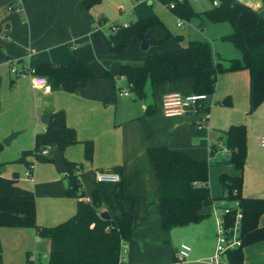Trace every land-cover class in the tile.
<instances>
[{"label": "crops", "instance_id": "crops-1", "mask_svg": "<svg viewBox=\"0 0 264 264\" xmlns=\"http://www.w3.org/2000/svg\"><path fill=\"white\" fill-rule=\"evenodd\" d=\"M6 1L0 0V5ZM15 3L20 7L17 13L6 15L5 8H0V19L4 20L0 29V176L16 175L17 186L34 195L36 223L54 227L76 212L78 199L66 195L64 174L67 162L79 164L77 178L81 190L86 199L97 193L101 201L99 214L132 215L131 239L128 244H121L117 264H211L208 258L215 249V214L213 219L205 216L197 223L163 230L157 181L147 151L165 147L196 161L216 164L229 156L221 133L231 125L243 124L246 128L244 166L237 170L229 165L228 173L241 175L243 197L264 198V147L260 145L264 137V101L249 112L248 71L219 74L212 94L198 105L185 108L182 115L165 117L161 112L162 98L175 93L191 95L192 79L153 86L146 81L142 100L133 93L118 96L115 86H127L124 78L117 77L121 65L141 66L150 54L176 50L196 40L190 34V38L185 36V27L183 23L177 25L178 19L174 22L159 5L153 4L149 9L143 0H103L89 10L82 7L81 0H15ZM101 16L105 24L91 29ZM151 16H156L172 36L179 35L181 40L176 42L166 38L162 29L151 28L146 32L148 40H161L160 44L141 49L142 42L135 37L130 53L108 52L109 24H127L129 19L131 22ZM126 18L127 21L122 20ZM214 29L215 39L219 40L212 42L214 60L228 66L227 60L240 59V52L237 55L219 44L230 43L221 38L232 33L231 26L218 22ZM76 60L83 62L96 78L72 93L62 91L49 77L51 89L43 92L31 86L28 76L10 73L14 64L18 70H27L41 63L67 65ZM105 73L112 77H104ZM224 100L230 105L221 104ZM150 110L153 112L146 115ZM52 111H63L66 126L76 133V143L62 149L42 147L45 153L39 155L45 160L28 156L25 162H18L23 152L33 150L35 134L44 129L40 117ZM13 132L18 135L10 141V150L5 151L2 140ZM86 141L91 143L89 161L83 156ZM211 147L214 150L210 155ZM26 161L33 163L31 179L24 176ZM97 171L118 174L120 180L97 182ZM208 171L213 198L218 193L216 177ZM220 188L222 193L221 184ZM215 204L216 200H212L202 202L201 206L211 209ZM6 229L0 228L1 264H6L3 248L11 257L10 264H29L26 253L31 261L48 255L49 241L40 238L34 229ZM181 244L188 245L190 253L185 260L177 262L175 253ZM242 264H264V240L243 248Z\"/></svg>", "mask_w": 264, "mask_h": 264}, {"label": "trees", "instance_id": "trees-1", "mask_svg": "<svg viewBox=\"0 0 264 264\" xmlns=\"http://www.w3.org/2000/svg\"><path fill=\"white\" fill-rule=\"evenodd\" d=\"M101 1L103 0H81V5L89 10ZM158 1L180 21L197 18L200 28L205 21L228 23L232 33L221 39L237 48L241 57L227 60L226 66L214 60L209 42L190 40L186 46L179 49L148 55L141 66L121 65L117 77L125 79L128 92L142 100L145 97L146 81L153 86L189 78L193 81L192 94L207 96L214 92L219 74L247 70L250 77L249 112L254 111L264 101V16L233 0H218L217 6L211 5L210 9L202 12H193L188 0ZM10 3H15V0H7L0 8L6 9ZM105 22L101 16L92 23L91 29L101 27ZM108 27L112 32L108 36L106 47L109 53L115 55L121 54L130 38L134 36L147 45L160 44L161 40H148L146 32L151 28L162 29L166 38H172L176 42L181 40L179 35L172 36L156 16L127 24H109ZM33 70L36 74L51 78L53 83L66 93L83 88L89 80L96 78L79 60L67 65L41 63ZM104 77L112 75L105 73ZM119 89V86H115L116 94ZM227 100L221 104L230 105ZM152 112L153 110L147 111L146 115ZM220 138L229 152L226 162L241 170L246 158L245 126L231 125L221 133ZM76 141L75 131L65 124L63 111H52L47 117L43 131L34 136L33 150L23 152L17 161L25 162L28 156L35 160H45L37 153L40 148L58 146L62 149ZM213 150L214 147H211L210 155ZM83 151L84 159L91 160L90 142H83ZM147 152L158 186L161 228L170 230L203 219L206 215H197L202 209V202L215 200L210 196L208 189V162L196 161L165 147L149 148ZM29 162L26 161V165ZM79 171V164L66 163L65 193L68 197L78 199V204L74 216L54 227H42L36 223L34 195L31 191L17 186L16 175L12 178L0 176V228L34 229L40 238L49 241L47 262L31 261L26 253L27 261L31 264H117L120 260L121 244L130 242L133 230L132 215L122 212L110 214L108 219H102L97 211L101 204L100 198L97 193H94L91 199L84 197L77 178ZM219 183L222 187V201L237 202L242 214L241 246L227 252L226 264H242L243 248L264 240V198L243 197L241 175L231 176L223 173L219 176Z\"/></svg>", "mask_w": 264, "mask_h": 264}, {"label": "built area", "instance_id": "built-area-1", "mask_svg": "<svg viewBox=\"0 0 264 264\" xmlns=\"http://www.w3.org/2000/svg\"><path fill=\"white\" fill-rule=\"evenodd\" d=\"M137 1V0H136ZM196 1V0H188ZM236 3L242 4L247 8L255 11L264 16V4L262 0H233ZM212 6L218 5V0H212ZM6 15L10 13H16L20 11V7L16 3H10L6 6ZM182 22L178 20L177 25H181ZM4 25V20L0 19V29ZM10 73L13 76H28L31 86L35 89H40L43 92H49L51 84L49 78L44 75L36 74L32 69L18 70L14 64L10 68ZM127 86L125 88L120 87L117 91L118 96H126L128 94ZM206 98L205 95L191 94L188 96H182L177 93L165 95L161 100V112L165 117L179 116L185 111V108L196 105L198 102L203 101ZM260 145L264 147V137L260 139ZM38 154L43 155L45 151L39 149ZM34 159V158H33ZM32 161L29 162L24 171L26 179L32 177ZM97 182L117 183L120 180L118 174H113L108 171H97L95 175ZM224 202V201H223ZM233 206H226L223 208H213V213L216 216V231H215V249L214 254L208 258V262L211 264H226V254L229 251L236 250L241 246L240 240V221L242 218L241 211L237 202H233ZM210 209V211H211ZM219 211V214H218ZM231 216V217H229ZM190 253V247L185 244H181L179 249L175 253L176 261L181 262L185 260Z\"/></svg>", "mask_w": 264, "mask_h": 264}, {"label": "rangeland", "instance_id": "rangeland-1", "mask_svg": "<svg viewBox=\"0 0 264 264\" xmlns=\"http://www.w3.org/2000/svg\"><path fill=\"white\" fill-rule=\"evenodd\" d=\"M188 3H189V6H190V8L192 9L193 12H202V11H205V10H208V9L211 8V3L209 2V0L188 1ZM143 4L146 7H148L149 9L153 7V4L154 5H159L173 19L174 22H175V20L178 19L165 5L160 3L158 0H143ZM133 6H135V3H133ZM122 20H126L127 21L128 18L122 19ZM134 20H136V19H132L131 22L134 21ZM128 22H130V19H129ZM181 22L183 23L182 26L185 27V30L187 32V34H185V36L190 34V36L193 39L206 40L207 42L210 43L211 48H213L212 47V42L217 40V39H215V35H214L215 34V29H214L215 23L205 21L203 26L200 28L199 25H198L199 20L197 18H192L189 21H182L181 20ZM108 32H109V35H110L112 31H110V29H109ZM190 36L188 35L187 37L190 38ZM134 38H135V36L130 38V40L126 44V48L123 51L124 53H125V51H127V53H130L132 51V43H133L132 41L134 40ZM218 41H216V42L218 43ZM219 44L229 47V49L231 51H234L235 54L239 55V50L237 48H235L233 45H231V43H225V42H221L220 41ZM151 45H156V44H151ZM224 54H229V53H225L224 52ZM123 88H125V87L123 86ZM2 148H4L5 151H9L10 150L9 146H3ZM208 165H209V169H210V174L211 175L215 174V177H216L215 184H216V187H217V190H218L217 195L216 196L213 195V198H215V200H216V204L214 206H218L217 208H223L226 205L227 206H233L234 205L233 202H226V201L223 202L222 201V199H221L222 198V193H221V188H220V183H219V176L221 174L224 173V174L233 176V174L228 173V169L227 168L229 167L230 164H228L226 162V159H224V160L218 161L216 164H214V161H212V162L208 163ZM231 166H233V165H231ZM220 169L225 170L227 172L221 171ZM208 180H209V171H208ZM208 189H209V193H210V191H212L211 187L208 186ZM211 196H212V194H211ZM204 202H210V201L207 200V201H204ZM218 214H219V211H218ZM206 217L213 219V208L211 209V212L208 215H206ZM8 229H11V228H8ZM8 229H6L5 231H13V230H8ZM30 240H32V239H30ZM2 253H3V258H4L5 263L6 264H10V258L11 257L8 255L7 251L4 248H3V252ZM22 259L25 261L24 253L22 255ZM35 260L36 261H34V262L45 263V262H47L48 258H47V255H41V256L36 257ZM15 262H16V259H15ZM29 264H31V263H29Z\"/></svg>", "mask_w": 264, "mask_h": 264}, {"label": "water", "instance_id": "water-1", "mask_svg": "<svg viewBox=\"0 0 264 264\" xmlns=\"http://www.w3.org/2000/svg\"><path fill=\"white\" fill-rule=\"evenodd\" d=\"M4 29L7 30V29H8V25H6V26L4 27ZM146 47H147V44L144 43V42H142V43H141V49H146ZM48 116H49V113H45V114H43V115L40 117V122H41L43 125L46 124V122H47V117H48ZM17 135H18L17 132L10 133V134H9L4 140H2V144H3L4 146H8L9 143H10V141H11L12 139H14ZM209 213H210V209H209L208 207H205V208L200 209V210L197 212V215H207V214H209ZM100 217H101L102 219H108V218H109V215H108L107 212H102V213L100 214Z\"/></svg>", "mask_w": 264, "mask_h": 264}]
</instances>
